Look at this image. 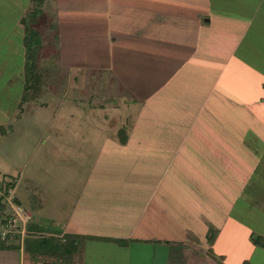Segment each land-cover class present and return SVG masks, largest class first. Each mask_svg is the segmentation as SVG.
I'll return each mask as SVG.
<instances>
[{
    "label": "rangeland",
    "instance_id": "obj_1",
    "mask_svg": "<svg viewBox=\"0 0 264 264\" xmlns=\"http://www.w3.org/2000/svg\"><path fill=\"white\" fill-rule=\"evenodd\" d=\"M210 1L199 0L201 5L195 7L199 13L209 15L207 19L212 18L202 38L216 34L217 41L225 42L224 46L219 43V70L231 82L228 98L219 84L214 99L209 101L214 112L209 113L207 107L205 117L246 163L250 155L255 160L252 164L263 166L264 0ZM30 5V0H0V105L10 110L5 115L10 123L0 130V184L2 188L4 184L13 185L8 190L11 204L22 211L21 220L16 218L9 229L10 214L15 212L7 203L8 195H4L0 237L10 234L11 247L0 251V264H23L26 227L39 234L35 239L62 232L65 227L123 236L132 227L125 210L154 205L159 199L173 205L172 220L178 225H172L171 236L178 237L174 240L182 241L192 234L201 247L233 251L229 264L247 259L264 264V250H252L247 239L249 223L254 218L253 212L248 213L254 200L247 198V172L246 177L228 172L221 158L207 156L208 152L202 154L199 147L181 140L182 132L164 127L137 126L132 132L113 129L109 120L117 110L122 117L127 115L123 114L125 108L119 107L120 99L98 97L105 89L94 75L95 88L88 91L81 90L82 80L74 82L69 78L71 36L61 28V46L56 45L51 18L43 16L40 22L43 47L38 72L30 73L33 76L26 77L25 82L23 30L19 22ZM226 25L234 30V37L245 28L240 37H235L234 47L226 41L231 35L221 33ZM195 87L194 81L189 83L188 92L193 95ZM88 93L97 96L89 98ZM128 131L133 134L131 139H137L136 144L121 141ZM237 166L244 170L242 164ZM259 172L256 169L250 179L262 181ZM164 181L171 185V192L162 186ZM202 229L206 237L213 238L202 236ZM214 238H218L215 246ZM30 242L37 244L33 238ZM131 243L121 241L118 248L120 242L91 240L85 255L89 259L96 254L103 264H122L126 254L137 252V248L146 251L138 258H146L148 253L150 256L151 249H163L153 242L148 243L152 247L138 243L127 248ZM217 261L222 264L221 259Z\"/></svg>",
    "mask_w": 264,
    "mask_h": 264
},
{
    "label": "crops",
    "instance_id": "obj_2",
    "mask_svg": "<svg viewBox=\"0 0 264 264\" xmlns=\"http://www.w3.org/2000/svg\"><path fill=\"white\" fill-rule=\"evenodd\" d=\"M205 2L211 3L210 0ZM198 3L199 0H45L42 11L43 16L53 21L52 30L56 45L61 46V28L70 33L69 78L74 82L82 80L81 90L88 91L95 88L94 75V78L98 77L101 82L100 86L105 89L99 92L98 97L120 99L119 107L125 108L123 114L127 115L122 117L117 110L119 107L115 105L117 113L109 120V124L114 126L113 129L132 132L137 126L140 129L164 127L167 130L182 132L181 140L190 146L199 147L197 149L201 150L202 154L208 152L207 156L215 155L221 158L222 165L228 172L237 173L239 177H246L247 172V198L254 200L253 205L248 206V213L253 212L254 218L249 223L247 239L252 250H264L251 243L252 235L264 239V165L252 164L255 160L250 155L247 156L246 163L245 159L230 147L229 141L220 137L210 127L208 118L205 117L207 107L209 113L214 112V108L209 107V101L214 99L213 93L219 84L227 98L230 97L231 79L225 78L219 70L218 49L224 46L225 42L217 41L216 34L202 38L203 31L210 27L212 18L207 19L209 15L196 10L195 7L201 5ZM210 8L208 4V10ZM56 19L59 22H56ZM222 30V34L231 35L230 40L226 41L229 46L233 43L234 47L235 37H240L245 28L239 29L238 36L235 37L234 30L227 28V25ZM80 73H83L82 77ZM193 81L197 87L192 89V95L187 87ZM88 94L89 98L97 96V93ZM261 101H264V97ZM218 104L217 102L216 108ZM263 108L261 107V110ZM9 111V108L0 105V127L10 123L5 117ZM135 115L138 117H134ZM131 132L128 131V135L125 134L121 140L136 144L137 139H131ZM212 142L214 143L211 144ZM174 156L177 157V154ZM237 163L242 164L243 171ZM258 168L259 173L263 175L262 181L251 180ZM161 184L167 188L168 193L171 192V185H168L167 181ZM158 202L137 210H125L128 212L127 217L132 219V227L127 235L116 234L114 237L100 231L90 232L84 228L82 230L65 227L62 232L46 236L82 237L80 250L74 255L75 264H103L96 254L93 258H86L85 247L91 240L97 243L120 242L118 248L121 247V241H132L127 248L138 243H142L145 248L152 247L151 244L148 245L152 242L163 248L151 249L150 256L148 253L146 258H138L146 251L137 248V252L126 254L122 264H219L217 258L221 259L222 264L230 263L233 251L219 252L209 246L201 247L196 244L192 234L182 241L174 240L178 237L171 236L172 225H178L172 220L173 205H165L160 199ZM199 211L202 212L201 209L197 212ZM206 214L210 216L209 212ZM112 224L117 225L115 222ZM202 231L201 235L206 237V232L203 229ZM217 240L218 238H214L213 246ZM247 261L260 264L249 259ZM241 263L242 261L239 264Z\"/></svg>",
    "mask_w": 264,
    "mask_h": 264
},
{
    "label": "trees",
    "instance_id": "obj_3",
    "mask_svg": "<svg viewBox=\"0 0 264 264\" xmlns=\"http://www.w3.org/2000/svg\"><path fill=\"white\" fill-rule=\"evenodd\" d=\"M44 1L45 0H30L31 5L19 22L23 30L22 46L25 58V82L26 77L33 76V74L30 75V73L38 72L39 55L43 47V38L39 30V25L43 18L42 7ZM0 130H3V128L0 127ZM3 186L2 188L1 183L0 190L4 193L0 195V212L3 211L2 200L4 195H8V190L13 187L10 183L4 184ZM26 230L27 235L22 241L23 264H75L74 255H77L78 250H80L82 237L63 235L60 238L46 236L35 239L39 234L32 231L31 228L27 229L26 227ZM10 237L9 234L5 235L3 238L0 237V251H4L11 247L8 245V243H10ZM31 238H33L34 241L36 240L37 244L30 242ZM207 238L211 240L213 236H207ZM251 243L256 247L264 248V239L261 237L252 236ZM241 264L251 263L245 260L242 261Z\"/></svg>",
    "mask_w": 264,
    "mask_h": 264
},
{
    "label": "built area",
    "instance_id": "obj_4",
    "mask_svg": "<svg viewBox=\"0 0 264 264\" xmlns=\"http://www.w3.org/2000/svg\"><path fill=\"white\" fill-rule=\"evenodd\" d=\"M8 193H10V192H8ZM8 197H9V195H8ZM6 200L8 201L7 203H9L10 205V207L12 208V210L15 212L14 214H10V218H9V220H8V223H7V227L10 229V227H13L14 225H15V222H16V218L17 219H19V220H21V218L19 217V214L20 213H22V211H21V209L19 208V207H17V206H13L12 204H11V201H12V199H10V197H9V199L8 198H6ZM20 212V213H19ZM12 216H14L13 218H12ZM8 233H10V232H8ZM5 235H7V234H4L3 235V237L5 236ZM10 235V234H9ZM2 237V238H3Z\"/></svg>",
    "mask_w": 264,
    "mask_h": 264
}]
</instances>
